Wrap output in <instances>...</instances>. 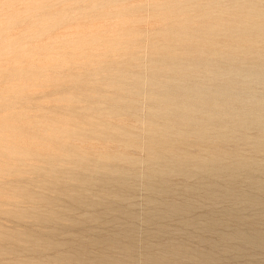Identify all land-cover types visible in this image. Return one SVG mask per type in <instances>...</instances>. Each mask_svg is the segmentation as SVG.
<instances>
[{"label":"clouds","instance_id":"obj_1","mask_svg":"<svg viewBox=\"0 0 264 264\" xmlns=\"http://www.w3.org/2000/svg\"><path fill=\"white\" fill-rule=\"evenodd\" d=\"M264 170V0H0V264L121 182Z\"/></svg>","mask_w":264,"mask_h":264},{"label":"rangeland","instance_id":"obj_2","mask_svg":"<svg viewBox=\"0 0 264 264\" xmlns=\"http://www.w3.org/2000/svg\"><path fill=\"white\" fill-rule=\"evenodd\" d=\"M168 180L146 192L121 182L109 185L111 196L101 201H65L71 223L45 225L42 233L63 246L52 254L66 255L71 264H264V248L235 234L251 226L264 231V210L249 204L264 200L259 188L246 179L234 186L199 176ZM208 185L229 193L213 200L205 195ZM187 202V212L176 209ZM211 216L222 221L213 230Z\"/></svg>","mask_w":264,"mask_h":264},{"label":"bare ground","instance_id":"obj_3","mask_svg":"<svg viewBox=\"0 0 264 264\" xmlns=\"http://www.w3.org/2000/svg\"><path fill=\"white\" fill-rule=\"evenodd\" d=\"M255 173H259L261 175H264V170H261L259 172H246V171H237V170H222V171H217V172H215V173H213L211 175H200L199 177H202L205 180H213L215 178H218V180L219 179L225 180V181L231 183L233 186L235 184H237L238 182H240L241 180L246 179V180H248V182L251 185V187L253 186V187H257V189L259 188L260 191L264 195V182ZM182 177L183 178H188V177H185V176H181V178ZM162 182L166 183V182H169V180L162 181ZM161 185H163V184H161ZM206 188H207V190L205 191V195H207L209 198H211L213 200L216 199V198H220V197H226V195L229 193V192L228 193L224 192V194H223L221 191H218V189L217 190H214V189L208 190V188H211L210 185H208ZM236 197L237 196H234L233 198L236 199ZM249 204L258 205L260 208H262L264 210V200H262V201L251 200V201H249ZM190 207L191 206L187 202V204L185 203L183 205H180V206L176 207V209L184 211V212H187ZM171 209H172L171 207L168 208L166 210V212L170 211ZM238 217H239V215H238ZM211 218H212V222L209 225L210 226V230H213V228H215L217 225L222 224V221H220V219L218 217L211 216ZM252 228H253V226H251L249 228V230H246V231H235V234L238 235V236H241L243 238V240L247 241L248 243H250V244H252L254 246L264 248V231H257V230L252 229ZM225 238H226L225 234L224 235L221 234L220 237H219V239H222V240H224ZM216 244L217 243H214L213 246H215ZM182 251L183 250L181 249V251H177L176 254H179ZM199 258H200V260L201 259H205L204 256H200ZM111 264H114V263H111Z\"/></svg>","mask_w":264,"mask_h":264}]
</instances>
